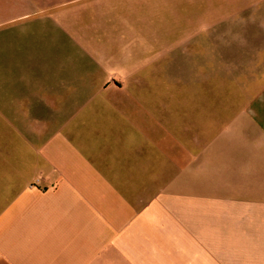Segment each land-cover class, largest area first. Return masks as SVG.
Returning <instances> with one entry per match:
<instances>
[{
  "label": "crops",
  "instance_id": "1",
  "mask_svg": "<svg viewBox=\"0 0 264 264\" xmlns=\"http://www.w3.org/2000/svg\"><path fill=\"white\" fill-rule=\"evenodd\" d=\"M259 2L0 0V264H264L260 97L163 88Z\"/></svg>",
  "mask_w": 264,
  "mask_h": 264
},
{
  "label": "rangeland",
  "instance_id": "2",
  "mask_svg": "<svg viewBox=\"0 0 264 264\" xmlns=\"http://www.w3.org/2000/svg\"><path fill=\"white\" fill-rule=\"evenodd\" d=\"M241 13V17L211 19L210 33L179 34L177 42L176 35H163L164 43L178 45L184 53L180 50L179 65H163L167 79L163 88L193 91L196 101L203 95L200 100L212 107L224 102L251 105L257 97L256 104H264V32H255L264 29V2H259L253 16L250 9ZM192 41L195 49L188 51L193 56L187 60L186 48L192 47ZM191 57L195 64L183 63Z\"/></svg>",
  "mask_w": 264,
  "mask_h": 264
}]
</instances>
